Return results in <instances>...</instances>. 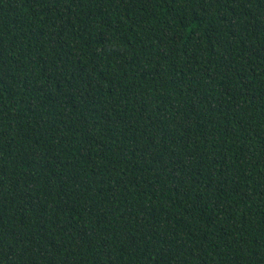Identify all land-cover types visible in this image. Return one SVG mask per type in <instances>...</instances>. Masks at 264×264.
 Segmentation results:
<instances>
[{
    "label": "trees",
    "instance_id": "16d2710c",
    "mask_svg": "<svg viewBox=\"0 0 264 264\" xmlns=\"http://www.w3.org/2000/svg\"><path fill=\"white\" fill-rule=\"evenodd\" d=\"M0 264H264V0H0Z\"/></svg>",
    "mask_w": 264,
    "mask_h": 264
}]
</instances>
